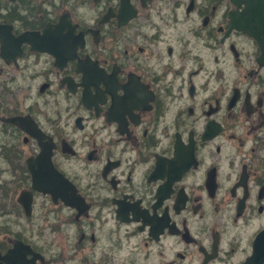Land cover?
<instances>
[{
	"label": "flooded vegetation",
	"instance_id": "obj_1",
	"mask_svg": "<svg viewBox=\"0 0 264 264\" xmlns=\"http://www.w3.org/2000/svg\"><path fill=\"white\" fill-rule=\"evenodd\" d=\"M262 234L264 0H0V264H264Z\"/></svg>",
	"mask_w": 264,
	"mask_h": 264
},
{
	"label": "water",
	"instance_id": "obj_2",
	"mask_svg": "<svg viewBox=\"0 0 264 264\" xmlns=\"http://www.w3.org/2000/svg\"><path fill=\"white\" fill-rule=\"evenodd\" d=\"M24 38V37H23ZM262 235H264V234H262ZM252 262H253V260H251Z\"/></svg>",
	"mask_w": 264,
	"mask_h": 264
}]
</instances>
